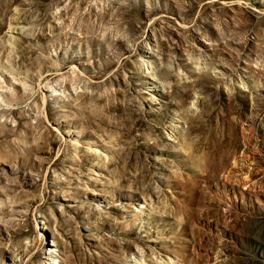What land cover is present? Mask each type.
<instances>
[{"label":"rangeland","instance_id":"1","mask_svg":"<svg viewBox=\"0 0 264 264\" xmlns=\"http://www.w3.org/2000/svg\"><path fill=\"white\" fill-rule=\"evenodd\" d=\"M0 264H264V0H0Z\"/></svg>","mask_w":264,"mask_h":264},{"label":"bare ground","instance_id":"2","mask_svg":"<svg viewBox=\"0 0 264 264\" xmlns=\"http://www.w3.org/2000/svg\"><path fill=\"white\" fill-rule=\"evenodd\" d=\"M25 21V20H24ZM23 22V21H22Z\"/></svg>","mask_w":264,"mask_h":264}]
</instances>
